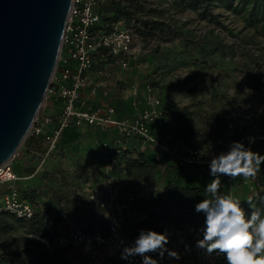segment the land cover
I'll list each match as a JSON object with an SVG mask.
<instances>
[{
    "label": "rangeland",
    "instance_id": "obj_1",
    "mask_svg": "<svg viewBox=\"0 0 264 264\" xmlns=\"http://www.w3.org/2000/svg\"><path fill=\"white\" fill-rule=\"evenodd\" d=\"M170 2L171 0H148L146 4L147 8L160 10L171 5ZM169 11L161 15L153 12L148 15L144 14V16L162 20L164 21L163 26H170L171 32L178 29L189 37L202 34L213 28L225 39L231 40L233 39L232 34L226 33L219 22L227 25V28L241 26L240 19L234 15V11L225 8L219 2L211 7L209 14L204 13L201 8L170 9ZM114 27L127 28V22L119 20L114 24ZM128 28L132 32L134 31L133 27ZM135 33L133 32L135 38L132 44L134 55L129 59L126 67H123L117 58H107L105 61L95 60L94 75L88 79L93 91L96 93L106 91L113 96L121 95L125 97H123L125 100L131 98L137 104H141L143 98L149 93L159 98L163 108H168L170 105L164 99L166 94H170L175 103L187 104L195 110L197 132L192 138L195 142L194 147L205 149L208 155L229 147L232 142L237 141L239 138L237 135H228L227 132L221 138L212 135V124L208 115L217 112L225 104V98L234 95L239 100L241 99L242 106L249 103L252 108H261L262 96L257 91L249 89L243 82L246 72L242 66L243 60L237 54L227 57L212 55L211 59L204 64L193 63L190 55L180 52L183 47L179 39L165 41L164 38L156 35H148L143 38ZM244 33L250 35L252 30H245ZM247 46L251 47V44ZM166 57L167 61L165 62L163 60ZM239 106V104L236 105V107ZM223 110L221 113L228 117L232 108L228 107ZM261 114H263L262 120L264 121V111ZM168 118L166 120L164 117L167 124L164 123L158 132L159 138H162L164 133H168L167 130L172 122V118ZM98 139L94 144H91L90 141L86 142L87 144L77 152L71 150L69 151L71 154L53 156L50 159L35 154L33 149L23 153L25 145L22 142L18 147V151L24 157L19 163L22 166L21 172L24 173L22 175H26V169L37 171L28 173L33 174L29 179L20 178V184H15V187L18 189L37 188L40 191L37 202L41 209H54L55 202L51 201L53 195L56 192L66 193L69 194L73 203L90 206L100 217L108 220V213L102 208L101 201L110 199L119 201L117 199L119 193L121 196H125V193L133 190L140 194L139 191L147 189L153 180L132 184L125 174L122 163L117 161V155H113L114 152L111 151L113 146L102 147L100 137ZM169 141L172 142L171 138ZM132 143V140H122L120 148L123 149L127 144L132 146ZM15 158L13 161L18 160ZM44 173H49V176L44 177ZM244 180L246 181L247 178ZM5 186V182L0 184L2 189L7 188ZM255 189L256 186L248 183L247 180L245 192ZM137 214L136 210L132 212L133 216L139 217ZM69 218L74 220L71 216L66 217L65 220ZM23 233L21 227L10 232L12 236H20ZM32 237L29 235V238ZM46 248L52 255V261L55 264H114L113 260L119 261L122 252L117 245L111 243L102 246L94 245L92 242L75 246L54 244Z\"/></svg>",
    "mask_w": 264,
    "mask_h": 264
},
{
    "label": "trees",
    "instance_id": "obj_2",
    "mask_svg": "<svg viewBox=\"0 0 264 264\" xmlns=\"http://www.w3.org/2000/svg\"><path fill=\"white\" fill-rule=\"evenodd\" d=\"M148 0H105L100 4V18L98 28L109 31L119 20L127 22V28L133 27L134 33L138 36L156 35L164 38L163 40L179 39L183 50L191 56L193 63H206L212 55L221 57L238 55L243 60L242 66L245 69L243 82L249 89L257 91L263 98L264 104V0H171V5L166 8L154 9L147 8ZM221 3L225 8L234 11V15L239 17L241 26L227 28L225 24L221 27L226 33L232 34L231 40L213 28L202 34L189 37L177 27L176 31L171 32L170 26H163L164 21L151 19L144 14L156 13L164 14L169 10H182L185 8H201L204 13L209 14L211 7L216 3ZM144 16V17H143ZM131 23H133L131 25ZM252 30L248 35L245 30ZM229 35V34H228ZM236 36V37H235ZM256 39V40H253ZM251 44V47L247 46ZM97 53L96 59L107 60V58L118 59V56L110 55L102 51ZM163 61H167L164 59ZM92 66V65H91ZM164 99L169 102L167 116L172 118L171 126L167 130L173 144L180 148L194 147L193 135L196 134V112L187 104L175 103L170 94H166ZM250 101V100H245ZM237 104L241 105V99L237 96L225 98V104L217 112L208 115L211 121V132L216 138H221L225 134L227 115L221 111L226 108H233ZM223 110V111H224ZM73 124L67 125L61 133ZM72 134V132H69ZM113 140L102 139L108 145H113ZM27 151L34 150L44 155V139L41 135L29 133L23 141ZM121 147V146H120ZM112 147L113 155H117L118 162L125 168V174L132 184L140 181L154 180L158 170L142 151H132L126 148ZM116 150V151H114ZM165 170L171 174L165 178L163 186L155 193L147 196L137 194L136 190L127 192L121 196L118 194L120 202L124 203L126 209L131 214L125 219L119 228V233L128 234L131 237H138L143 229L153 230L163 234V228L170 224L173 230L185 231V244H195L197 240L203 238L204 214L197 212L195 206L205 198V188L200 185H189L181 182L179 174L182 169L177 166H170ZM27 173H33V169H26ZM259 185L256 193L251 195L255 206L264 210V165L260 170ZM49 173H44L48 177ZM20 190L21 196L36 207L33 215L29 218L16 217L12 213L3 211L0 214V264H55L53 257L41 242V238L52 241L60 235L59 225L66 217L71 216L78 226L85 232L93 230L108 232V220L100 217L90 206H80L71 201L69 194L56 192L52 200L55 202L53 209H41L38 206L37 197L40 191L37 188L25 187ZM221 193L223 191L220 189ZM130 193L131 196H130ZM246 199H241V207L250 212L249 204ZM136 210L139 217L132 215ZM23 229L20 236H12L11 231L19 228ZM32 235V238H29ZM39 237V238H36ZM166 247V245H165ZM167 249V248H166ZM166 252V251H165ZM151 257L160 256L158 253H150Z\"/></svg>",
    "mask_w": 264,
    "mask_h": 264
},
{
    "label": "built area",
    "instance_id": "obj_3",
    "mask_svg": "<svg viewBox=\"0 0 264 264\" xmlns=\"http://www.w3.org/2000/svg\"><path fill=\"white\" fill-rule=\"evenodd\" d=\"M104 1L71 0L60 48V52L66 51V54L63 55L59 52L46 93V96L52 94L60 101L61 109L58 115V123L50 133L42 134L43 125L50 123V117L41 116L39 113L29 131L33 135L39 134L43 137L45 147L43 158L50 156L55 151L63 128L69 124L75 126L86 124L94 129L110 128L116 132L119 135L113 141V147H116V150L122 145V138L138 137L147 143H151L159 150L165 151L175 161V166L182 169V172L194 168L209 167L212 156L227 151L229 147L208 155L205 149L200 147L180 148L178 145L170 143L168 133H164V136L159 138L153 127L164 126V108L159 98L152 94L147 93L144 97V110L131 119L112 118L114 108L110 105L105 104L93 108L86 103L82 90L87 87L93 88L86 76V70L96 62L97 53L103 54L102 51H104L112 56H118L123 67L127 66L129 59L133 58L132 55H134L132 44L135 37L129 28L113 27L109 31L98 28L100 4ZM262 111H264L263 103L260 109L252 108L249 103H245L244 106L233 107L227 117L225 132L228 135H237L239 137L237 141L242 142L248 148H251L250 146L255 142L264 141ZM101 145L102 147L108 146L106 142ZM9 161L0 167V183L15 178ZM259 177L260 172L255 178H247L248 183L257 187L260 182ZM226 179L228 182L232 181L229 176ZM101 206L108 213L109 234L98 230L88 233L78 226L67 235L60 234L52 241L41 238V242L46 241V243L42 242L46 247L54 244L75 246L86 243V241L97 246L111 243L117 245L121 250L124 246L133 244L136 236L131 237L128 234L119 233L121 223L131 215L125 204L110 199L109 201H101ZM35 209L34 204L23 198L17 188L9 187L0 192V214L6 211L18 218H29ZM166 248L179 253L180 259L170 257L166 251L162 258L161 256L152 257L157 260V263L175 264L189 255L194 256L195 264H220L225 259L223 254H208L206 250L198 248L196 243L185 244L171 241ZM141 261L142 257L135 256L127 260L124 259V264H141Z\"/></svg>",
    "mask_w": 264,
    "mask_h": 264
},
{
    "label": "water",
    "instance_id": "obj_4",
    "mask_svg": "<svg viewBox=\"0 0 264 264\" xmlns=\"http://www.w3.org/2000/svg\"><path fill=\"white\" fill-rule=\"evenodd\" d=\"M71 0H0V167L11 160L48 91Z\"/></svg>",
    "mask_w": 264,
    "mask_h": 264
},
{
    "label": "clouds",
    "instance_id": "obj_5",
    "mask_svg": "<svg viewBox=\"0 0 264 264\" xmlns=\"http://www.w3.org/2000/svg\"><path fill=\"white\" fill-rule=\"evenodd\" d=\"M262 163L264 155L245 147L240 141L232 142L227 151L210 160L213 179L205 188V198L195 206V210L205 217L203 238L196 244L210 255L223 254L227 264H264V210L255 206L250 197L247 200L250 212H246L239 197L221 193L219 177L255 178ZM167 243V235L142 229L133 244L123 247L121 258L140 256L141 264H157L149 254L158 253L162 258L168 251L170 257L180 259L179 253L166 249Z\"/></svg>",
    "mask_w": 264,
    "mask_h": 264
},
{
    "label": "crops",
    "instance_id": "obj_6",
    "mask_svg": "<svg viewBox=\"0 0 264 264\" xmlns=\"http://www.w3.org/2000/svg\"><path fill=\"white\" fill-rule=\"evenodd\" d=\"M66 54V51H64L63 55ZM94 62L92 66L86 70V76L89 79L91 76L94 75L95 71V64ZM82 95L86 98V103L90 104L93 108H98V106L101 105H110L114 108V112L111 115L112 118H130L134 117L138 114H140L144 110V98L142 103H136L133 99H124V96H117L107 93L106 91H93V88H84L82 90ZM124 97V98H123ZM61 109V104L59 99L49 94L45 97L43 101V107L40 109V115L41 116H47L50 117V123L43 125L42 134L50 133V131L56 126L58 123V115ZM167 109L165 110L164 117L168 118L167 116ZM169 119V118H168ZM169 123V120H168ZM167 124V122L165 123ZM155 134L159 135L158 132L162 127H153ZM69 132H72L70 134ZM119 135L116 134L112 129L110 128H99L94 129L86 124H82L81 126H75L72 125L66 129L63 133L60 135V139L57 144V148L55 151L48 157H44L46 159H50L53 156H59V155H66L69 153V151L74 150L73 152H77L81 148L86 145L88 141L91 142V144H94L95 141L100 137V141L102 139H108L113 140L117 138ZM96 138V139H95ZM170 139V137H169ZM99 140V139H98ZM122 140H132V146L131 144H127L125 146L129 150L132 151V154L135 153V151H142L146 158L150 160L156 166L158 172L157 177L150 182L149 187L147 189L139 191V195L147 196L149 194L155 193L158 189H160L165 181V178L171 175L166 168H169L170 166H175V161L164 151L159 150L157 147L152 145L151 143H147L143 140H141L138 137H132V138H122ZM44 146V143H43ZM111 146V145H110ZM113 146V145H112ZM251 150L254 152H257L261 155H264V141H258L253 143L250 146ZM27 151L26 148H24L23 153ZM35 154H40L38 152H35ZM71 154V153H69ZM40 156L43 158V155L40 154ZM16 157V158H15ZM18 159L17 161H13V159ZM24 157L22 156V153L18 151L16 155L11 159L10 161V168L11 171L15 174V178L12 180H4L3 183H6L7 188H0V192H3L4 190L8 189L9 187L17 188L15 187V184H20L19 179L23 178L29 179L30 176L33 174L25 173L26 175H22V166L19 164ZM45 160V159H44ZM264 163L261 164V168L263 167ZM261 170V169H260ZM37 171V170H35ZM34 171V172H35ZM24 174V173H23ZM261 175V173H260ZM181 178V182L187 183L189 185H200L203 187H206L209 182L213 179V177L210 175V168H194L191 170H188L186 172H182L179 174ZM226 175H221L219 177L221 181V190L224 194H234L239 199H246L247 197H251V195H254L256 193V190H252L250 192H245L246 189V182L244 180V177H236L235 179H231V182H228L226 179ZM2 184V183H0ZM27 184V183H26ZM138 193V192H137ZM78 227L77 223L72 219H66L63 223L60 224L58 227V233L67 235L70 231H72L74 228ZM163 234L167 235L168 237V243L170 241H178L180 243H185V231H177L173 230L172 226L170 224H167L163 228ZM86 243H89V241H86ZM86 243H82L83 245ZM167 243V244H168ZM166 244V246H167ZM113 260V258H111ZM115 261L114 264H124V259H120L119 261ZM157 264H171V263H157ZM175 264H195L194 263V256L189 255L186 258L179 260ZM220 264H227L226 259L222 261Z\"/></svg>",
    "mask_w": 264,
    "mask_h": 264
}]
</instances>
